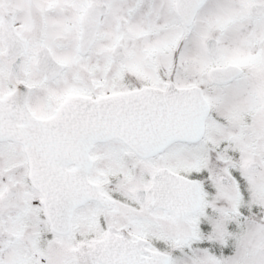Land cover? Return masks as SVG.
Returning a JSON list of instances; mask_svg holds the SVG:
<instances>
[{"label":"snow or ice","instance_id":"6c2138e0","mask_svg":"<svg viewBox=\"0 0 264 264\" xmlns=\"http://www.w3.org/2000/svg\"><path fill=\"white\" fill-rule=\"evenodd\" d=\"M0 264H264V0H0Z\"/></svg>","mask_w":264,"mask_h":264}]
</instances>
